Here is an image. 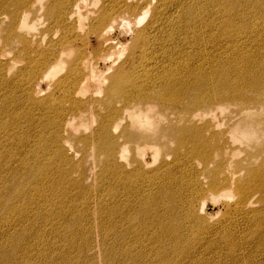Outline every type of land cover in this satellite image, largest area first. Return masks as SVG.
Masks as SVG:
<instances>
[{
	"label": "bare ground",
	"instance_id": "1",
	"mask_svg": "<svg viewBox=\"0 0 264 264\" xmlns=\"http://www.w3.org/2000/svg\"><path fill=\"white\" fill-rule=\"evenodd\" d=\"M103 3L0 0L5 45L12 36L21 44L25 33L34 32V23H17V18H27L44 5L48 10L43 17L53 18L63 30L47 49L14 48L12 53H23L26 66L33 69H19L18 75L26 76L16 85L13 79L18 75L7 79L0 73V264H12L15 258L18 264H182L183 256L193 259L180 248L191 243L182 223L188 219L192 232L206 231L201 216L203 182L177 178L172 171L157 179L166 164L153 175L144 169L156 163L162 148H170L178 168L186 166L180 146L189 143L192 150L201 151L202 161L215 160L220 172V164L226 166L230 158L219 130L209 131L216 126L217 115L231 110L247 117L264 116V0ZM146 16L148 21L141 26ZM72 24L77 34L70 43L65 34ZM76 39L87 48L84 57L73 50ZM139 81L144 85L134 87ZM129 86L134 88L128 90ZM16 88L21 94L10 96ZM155 119L168 121L178 136L154 137ZM88 122L85 133L91 131L81 139L83 149L102 163L98 197L104 185L110 194L100 201L104 211L99 208L95 213L100 238L91 242L87 227L82 244L77 241L78 229L89 214L79 199L85 193L83 179L75 180L76 186L62 178L67 175L62 170L68 166L72 172L81 166L71 161L75 159L71 150L77 152L71 139L74 143L77 137L68 132H77ZM196 122L203 123L196 126ZM257 151L260 157L248 159L246 167H227L224 178L213 174L205 184L218 193L234 189L244 199L257 195L259 207L244 211L234 203L232 212L237 225L261 219L247 235L264 242V171L251 168L252 160H263L264 147ZM139 176L148 182L136 185ZM107 200L112 207L105 205ZM208 231L215 238L220 235L224 243L231 240L225 244L227 260L249 264L245 242L235 244L229 226H211ZM52 233L58 234L52 237ZM71 249H77V262L71 260Z\"/></svg>",
	"mask_w": 264,
	"mask_h": 264
},
{
	"label": "rangeland",
	"instance_id": "2",
	"mask_svg": "<svg viewBox=\"0 0 264 264\" xmlns=\"http://www.w3.org/2000/svg\"><path fill=\"white\" fill-rule=\"evenodd\" d=\"M108 0H103V2H107ZM113 1V0H111ZM103 3V4H104ZM48 10V6L44 5L42 9H38L36 13H30V15L24 16L21 19L17 18L19 23L20 21L24 22H31L35 24V30L32 33H25L23 35L22 43H19V40L12 36L8 40V44H4V37H2V33L0 32V73L1 77L3 78H13L16 75H18L19 69H23L26 67L27 72L33 71V69H30L28 65L25 64V57L23 53L14 54L15 47L20 46L23 47H30L35 49L44 50L49 48L53 41L57 39L60 35L63 34V30L61 27L57 25V23L53 20V18L43 17L46 11ZM24 19V20H23ZM148 21V16H146L140 23V25H144L145 22ZM75 26L72 24V29L70 27V30L65 34L66 37H69V42H72V36L76 35L77 32L74 30ZM89 41L92 43L94 42V36L89 37ZM73 45V50L75 54H77V57L80 58L85 56L86 49L81 47L79 40H75ZM64 43L63 45H65ZM33 57V56H31ZM34 58V57H33ZM16 62V64H15ZM26 74H19L13 79V85H16V82L21 80ZM134 87H140L144 85L142 81H139L137 83H134ZM129 86L128 90H131L132 88ZM137 89V88H135ZM10 96L15 97V95L21 94V90L19 88H16L15 90L9 91ZM230 108H235L233 105H230ZM217 122L220 123V126L217 124ZM203 122H199V124L202 125ZM88 123H86V127L82 128L81 130H78L77 132L69 131L68 134H75L74 136L77 137L76 141H74V137L71 139V144L74 145L76 153L71 150V153H73L75 159H71L72 163L81 162V166H79L78 170L70 172L68 169V166H64L62 172H65L67 175L62 176L63 179H67L69 182H73L77 186V183L75 180L82 181L83 179V187L85 189V192L83 195L79 196L80 201L82 204H84L89 209V214L83 218V222L79 225V237L77 238V241L84 244L85 236L82 235V232H84V229L89 227L91 229V233L89 236V239L91 242L94 243L97 239L101 236V229L99 228V219L96 220V212H99V208L103 210L102 207H100L101 199L102 198H108L109 197V190L104 185V191H102L100 198L99 195V187L103 185L100 173L102 170V163H97L94 161L92 154L88 150L83 149V144L81 142V139L83 137H87V135L90 133L91 130L88 129ZM197 124L198 122L194 123ZM216 126L213 128H209V131H213V129H218L219 134L221 135V138L223 141L227 142L228 144V156H229V162L226 164H220V172L216 171V164L215 160L204 162L200 158L201 151L199 149L194 148L193 150L190 148V144L188 143L186 146H180V157L185 158L186 166H182L178 168V165L173 160L174 156L170 153V148H162L159 150V153H157L156 156V163L152 165L150 168H143V165L137 166L138 168L142 167L145 171H149L152 175L155 170H157L158 166L160 164H166L165 166H162V170H160V176L157 179H163L161 178L162 173L165 175V172L172 171V175L175 177H182V176H189L191 177V180L203 182L204 189V198L202 199L203 202H205L204 205V215L201 214L206 220L203 221V226L207 227L206 231L204 232V229H194L192 232L191 226L192 223H190V220L184 219L183 220V231L188 234V240H191V243L189 246H181L186 250V252H189V254L194 255L193 259H187L184 256L181 257L184 260L182 261L180 258V262L182 264H232L229 261V258L227 260V257L225 256L226 251L228 248L226 245L230 243L231 240H228L227 242L220 239V235L216 238L213 236L212 233H210L209 227L218 228L222 225L229 226L231 231L233 232V238H235V244L236 242H245L244 250L245 254L247 255L245 257L246 261L251 264L253 262V259L255 264H264V242L259 240L252 241L250 237L247 235L248 229L252 228L255 223H261V219H257L258 217H254L252 219L239 221V225H237L236 220H238L237 217L233 215V204L237 203L240 207L244 208V211H251L255 208L259 207L258 202V196L253 195L247 196L245 199L242 198L236 190L232 189L230 190L227 188V190L222 191V193H218L216 191H209L207 190L206 181L207 179H210L213 174L214 175H220L221 178H224L226 176L228 167V170H234L239 167H246V163L248 162V159L251 158H258L260 156L257 155V150L259 148L264 147V116H250L247 117L246 115H241L240 112H233L229 110L228 112H225L223 114H218L216 117ZM155 127L151 133L154 135V137L159 138L160 140H174L178 134L172 130V126L168 121H164L160 123L159 119H155ZM201 136L208 137L206 134H202ZM234 136V138H233ZM194 137V135H192ZM184 140L188 142L189 138L187 136L184 137ZM181 143V140H179L177 143L173 144V147L177 144ZM167 147H170L168 144H166ZM172 148V147H171ZM172 152V151H171ZM127 159H131L130 153L126 151L125 153ZM262 154V152H261ZM147 157H150V153L147 152ZM97 158L102 157L100 155H97ZM215 159L217 161L220 160V158L215 156ZM174 161V162H173ZM96 164H94V163ZM225 162V161H224ZM264 157L261 162L252 160L251 167L252 169H258L264 171ZM263 163V164H262ZM126 165V163H125ZM260 166V167H258ZM142 170V169H140ZM165 171V172H164ZM264 174V173H263ZM248 174H244L245 179L247 178ZM150 176V175H149ZM156 176V175H155ZM238 179L239 176L237 175ZM243 177V178H244ZM142 176L137 177L138 181L135 183L136 185H144L148 182L149 178L141 179ZM147 180V181H146ZM223 186V185H222ZM74 187V186H73ZM214 186H210L212 188ZM75 188V187H74ZM222 188V187H221ZM77 191V190H76ZM212 193L213 196H207V194ZM98 197V198H97ZM227 200H231V202H228ZM82 204H78L79 207H82ZM105 205L107 207H112V203L110 200H107L105 202ZM235 205V204H234ZM115 207V205H114ZM104 211V210H103ZM209 214H215L214 218H210ZM115 216V215H112ZM183 218L184 215H183ZM69 221H72L70 219ZM123 229H126V227H122ZM62 230V228L59 229V232ZM58 233H52V237L57 235ZM238 235V236H237ZM208 236V238H207ZM240 236V238H239ZM213 240V241H211ZM215 240V241H214ZM115 241V238L112 240ZM110 242L109 244H113L114 242ZM233 243V242H232ZM193 246V248H190ZM77 249H71L68 252H71V260L72 262L78 261V254L75 252ZM217 252H222L217 254ZM58 254V251H56ZM249 253L252 254V257L248 255ZM201 254V255H200ZM204 254V255H203ZM196 255V256H195ZM194 263H191L193 262ZM200 261V262H199ZM12 264H18V260L15 258L14 262ZM96 264H100L99 262H96ZM238 264H245L240 261Z\"/></svg>",
	"mask_w": 264,
	"mask_h": 264
}]
</instances>
